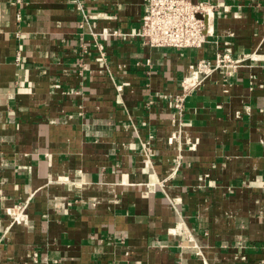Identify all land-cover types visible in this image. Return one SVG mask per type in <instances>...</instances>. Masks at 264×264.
<instances>
[{
	"label": "crops",
	"instance_id": "obj_1",
	"mask_svg": "<svg viewBox=\"0 0 264 264\" xmlns=\"http://www.w3.org/2000/svg\"><path fill=\"white\" fill-rule=\"evenodd\" d=\"M191 1L218 5L211 43L104 37L102 74L90 28L137 29L146 0H24L21 21L0 0V264H264V0ZM226 42L258 58L179 120L182 79Z\"/></svg>",
	"mask_w": 264,
	"mask_h": 264
},
{
	"label": "built area",
	"instance_id": "obj_2",
	"mask_svg": "<svg viewBox=\"0 0 264 264\" xmlns=\"http://www.w3.org/2000/svg\"><path fill=\"white\" fill-rule=\"evenodd\" d=\"M24 0H9L11 6L17 9V19L22 20V10ZM79 10L83 15L82 25H91L92 20L97 19V15L87 13L83 4L79 2ZM218 5L211 2H193L191 0H146L142 22L139 28L124 31L120 28H103L95 31L92 27L90 32L93 36L92 47L96 51L95 61L100 72L109 70L108 51L103 41L104 37L115 38L123 42L139 40L144 47L152 49H199L212 42L215 36L214 18ZM91 45L81 46L82 57L89 54ZM216 45L218 43L216 42ZM255 53L245 55L242 58L233 56L229 42H226L223 49L217 47L215 56L200 59L181 81L180 91L171 100L175 110L174 115L179 120L185 113V103L189 95L202 83L217 72H222L226 76L233 75L240 67L249 60H256ZM17 60H20L18 57ZM79 65L86 68L87 64L81 58ZM145 65L152 66L151 60H147ZM181 125V122L179 121ZM25 206L21 204L8 208L7 213L13 223L25 224L27 214ZM241 260L246 261V256Z\"/></svg>",
	"mask_w": 264,
	"mask_h": 264
},
{
	"label": "bare ground",
	"instance_id": "obj_3",
	"mask_svg": "<svg viewBox=\"0 0 264 264\" xmlns=\"http://www.w3.org/2000/svg\"><path fill=\"white\" fill-rule=\"evenodd\" d=\"M191 71H192V68L190 69V72H191ZM192 241H193V240H191V242H192ZM192 243H194V242H192ZM192 243H191V244H192ZM195 243H196V242H195ZM195 243H194V245L196 246L197 244H195ZM189 244H190V243H189ZM192 245H193V244H192Z\"/></svg>",
	"mask_w": 264,
	"mask_h": 264
}]
</instances>
